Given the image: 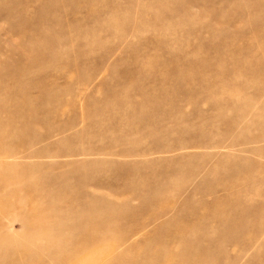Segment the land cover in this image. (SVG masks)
I'll list each match as a JSON object with an SVG mask.
<instances>
[{"label": "rangeland", "instance_id": "374dc122", "mask_svg": "<svg viewBox=\"0 0 264 264\" xmlns=\"http://www.w3.org/2000/svg\"><path fill=\"white\" fill-rule=\"evenodd\" d=\"M84 253L264 264V0H0V264Z\"/></svg>", "mask_w": 264, "mask_h": 264}, {"label": "bare ground", "instance_id": "6f19581e", "mask_svg": "<svg viewBox=\"0 0 264 264\" xmlns=\"http://www.w3.org/2000/svg\"><path fill=\"white\" fill-rule=\"evenodd\" d=\"M94 260L95 259L93 254L84 253L83 256L79 255L76 259L71 260L68 264H89L90 262L92 263V261Z\"/></svg>", "mask_w": 264, "mask_h": 264}]
</instances>
